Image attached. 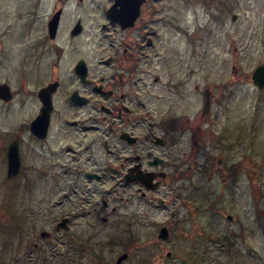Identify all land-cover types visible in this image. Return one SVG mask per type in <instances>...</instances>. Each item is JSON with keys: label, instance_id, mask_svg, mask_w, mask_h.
<instances>
[{"label": "flooded vegetation", "instance_id": "obj_1", "mask_svg": "<svg viewBox=\"0 0 264 264\" xmlns=\"http://www.w3.org/2000/svg\"><path fill=\"white\" fill-rule=\"evenodd\" d=\"M24 1L18 16L22 51L14 68L10 63L13 80L0 82L8 85L10 98L0 101L18 109L30 102L32 108L8 117L11 125L0 133V173L6 185L28 189L26 213L32 211L43 226L48 220L46 236L44 227L35 228L29 243L34 251L51 234H98V226L116 219L120 228L110 233L117 243L119 231L131 225L168 258L176 254L166 241L188 230L220 248L224 238L204 221L203 210L218 205L226 220H237L232 201L225 211L219 197L224 184L249 171V144L227 161L233 146L223 141L230 133L226 125L218 127L210 87L194 85L198 102L189 114L183 102L187 76L173 69L170 37L159 36V27L173 26L168 0H137L136 16L123 25L109 14L114 0H52L48 6ZM41 107H49L47 116L40 115ZM15 148L18 170L7 178V152ZM203 177L216 179L217 188H204ZM154 252H144L141 263L158 264ZM129 255L121 252L110 261L99 252L90 264H122ZM186 255L169 264L200 263L191 249Z\"/></svg>", "mask_w": 264, "mask_h": 264}, {"label": "rangeland", "instance_id": "obj_2", "mask_svg": "<svg viewBox=\"0 0 264 264\" xmlns=\"http://www.w3.org/2000/svg\"><path fill=\"white\" fill-rule=\"evenodd\" d=\"M24 3V0H0V82L13 80L10 63L14 68L13 60L22 51V24L18 16ZM44 3L48 6L52 0ZM166 6L173 26L159 27V36H165L166 40L170 37L173 69L187 76L183 102H187L189 114L196 110L198 102L194 85H206L212 89L218 127L226 125L224 129L230 133L229 138L223 139L233 146L227 161L233 153L238 158L249 144V171L230 179L231 188L228 189L231 182L224 184L219 197L225 211H228L226 201H232L234 208L230 213L237 220H226L218 212L221 208L218 205L215 210L211 205L203 210L204 221L217 227L224 238L221 247H213L211 239L203 233L188 230L186 235L174 234L166 241L177 255L168 258L164 250L157 249L152 237L131 225L126 227L127 231H119L122 243H117L116 234L110 233L120 228L116 224L121 221L115 218L114 222L98 226L101 230L98 234L90 229L87 235L51 234L41 242V249L34 251L29 243L34 239L35 228L49 231L50 225L47 220L43 226L32 211L26 213L28 189L21 183L14 187L6 185L3 172L0 173V264H90L91 255L99 252L114 261L116 254L127 251L129 258L122 264H145L139 257L148 250L160 254L158 264H163L162 261L169 264L171 260L186 259L187 249L196 253L199 264H264V88L258 89L250 79L252 70L264 63V0H168ZM233 13L237 15L234 20ZM31 108L30 102L18 109L0 101V133L11 125L8 117L23 116ZM217 186L216 179L203 181L204 188ZM35 190L34 204L39 187ZM193 218L192 215L190 220ZM27 227L34 228L31 235L25 232Z\"/></svg>", "mask_w": 264, "mask_h": 264}, {"label": "water", "instance_id": "obj_3", "mask_svg": "<svg viewBox=\"0 0 264 264\" xmlns=\"http://www.w3.org/2000/svg\"><path fill=\"white\" fill-rule=\"evenodd\" d=\"M140 1L137 0H114L113 5L109 10V14L111 18L121 25L123 24H130L134 17L137 14V10L139 8ZM133 5V6H132ZM135 7V10L132 8ZM236 15H232V19H235ZM54 26L50 23L49 27ZM251 80L252 82L258 87L262 88L264 86V63L257 65L251 72ZM9 87L6 83H0V98L7 101L10 98L8 94ZM49 107H41V114L40 115H48ZM7 178H11L14 174L17 173L18 170V153L17 149L15 148L13 151L8 150L7 152ZM12 163L14 165H12ZM45 234V233H44ZM46 235V234H45ZM125 254H122L119 259H122Z\"/></svg>", "mask_w": 264, "mask_h": 264}]
</instances>
